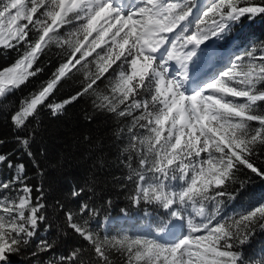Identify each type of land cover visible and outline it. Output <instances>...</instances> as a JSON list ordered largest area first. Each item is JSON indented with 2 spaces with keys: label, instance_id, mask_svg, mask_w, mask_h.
Returning a JSON list of instances; mask_svg holds the SVG:
<instances>
[{
  "label": "snow or ice",
  "instance_id": "obj_1",
  "mask_svg": "<svg viewBox=\"0 0 264 264\" xmlns=\"http://www.w3.org/2000/svg\"><path fill=\"white\" fill-rule=\"evenodd\" d=\"M256 24L264 0H0V55L15 53L0 68V97L44 72L42 57H59L10 117L27 155L42 109L57 116L87 97L116 121L122 194L176 221L165 237L111 235L98 219L95 184L74 188L77 208H56L83 243L56 255L54 241L34 240L52 227L43 181L0 154L10 170L0 176V264L29 252L52 253L49 264H264V253L244 251L264 232V198L229 210L248 184L264 182V41L236 44L242 51L207 79L189 74L202 45ZM68 81L74 92L56 102Z\"/></svg>",
  "mask_w": 264,
  "mask_h": 264
},
{
  "label": "trees",
  "instance_id": "obj_2",
  "mask_svg": "<svg viewBox=\"0 0 264 264\" xmlns=\"http://www.w3.org/2000/svg\"><path fill=\"white\" fill-rule=\"evenodd\" d=\"M235 41L245 46L251 41H264V24H256L242 33H236ZM237 50L242 51V49ZM14 59V52L0 55V68L10 65ZM41 59L44 61L42 65L44 72L30 78L26 86H22L14 93L0 97V141H2L0 154H11L10 158L14 162L24 163L32 182L39 184L43 181L47 189L46 196L52 227L47 231L41 228L34 240L45 238L54 241L57 245L56 255L63 254L66 249L83 243L79 236L63 226V212L56 208V201H60L65 206V210H75L79 198L72 196V190L84 186L91 187L93 184H95L96 192L94 199L97 200L101 210L98 219L101 222L109 219L116 220L115 224L108 229L111 235L121 231L130 234L137 227L138 235L144 236L146 232L142 227L146 224L156 231L172 222L174 219L161 209L155 211L151 207L141 209L132 205L127 196L122 194L125 192L121 186L125 170L117 160L118 141L113 135L117 128L116 121L109 115L95 111L87 97L67 105L62 114L57 116L51 115L48 109H42L32 124L37 131L28 149L33 157L27 155L16 140V131L10 117L17 109L20 100L48 79L59 57L54 51L49 57ZM74 89L75 84L72 81L62 82V86H58L52 99L56 102L62 101L73 93ZM85 135L89 137L90 143L83 140ZM33 158L40 166L42 177L37 175ZM9 171L0 164V176L8 174ZM245 191L247 195L243 199L238 197L229 205V210L246 204L249 200L264 198V182L254 181L247 185ZM107 200L112 201L111 205L105 203ZM149 209L153 212L154 218L146 223L144 214ZM124 214L134 218V221L131 222L127 218L121 221ZM244 251L246 255L259 259L264 253V232L257 231L244 246ZM52 258V253H38L37 257H32L29 252L24 257H16L15 264H29V262L48 264Z\"/></svg>",
  "mask_w": 264,
  "mask_h": 264
},
{
  "label": "rangeland",
  "instance_id": "obj_3",
  "mask_svg": "<svg viewBox=\"0 0 264 264\" xmlns=\"http://www.w3.org/2000/svg\"><path fill=\"white\" fill-rule=\"evenodd\" d=\"M199 2H200V0H197V3H199ZM235 36H236V33L234 32L230 37H227L224 40H218V41H215L214 43L212 41H209V42H207L208 43L207 48H205L202 45L201 47L203 48V51L197 52L198 59L194 62V66H196V67L198 66V68H199V67H202L204 64H206L208 61L212 60V62L214 61L216 63H219V65L222 62L223 64L220 65V69H221L229 61L230 58H233L234 53H238L239 51H241V50H237V48H236V44H238V43L235 41ZM161 210H162V212H165V210H163V209H161ZM136 217H138V216H136ZM126 218L129 219L131 222L134 221V218H130L126 214H124L120 220L123 221ZM144 218L146 220V223L150 219L153 220L154 214L151 211V209H149V211H147L144 214ZM137 219L138 218H136V220ZM139 220H141L140 217H139ZM115 222H116V220H113V219H109V220H105V221L101 222V227H102L103 231L109 233V230H108L109 227L114 225ZM175 223H176L175 220H173L172 222H169L168 224L165 225L164 228H162L163 231H161V230L155 231L152 227H149L146 224L145 226L142 227L143 230L146 232V235H144V236H148L149 238L163 237L164 234H167L172 230L173 225ZM134 230L135 231L133 233H130V234L127 233L126 231H121L119 233H116L115 235L127 234L130 236H140V235H138L137 227ZM114 232H115V230H114Z\"/></svg>",
  "mask_w": 264,
  "mask_h": 264
},
{
  "label": "bare ground",
  "instance_id": "obj_4",
  "mask_svg": "<svg viewBox=\"0 0 264 264\" xmlns=\"http://www.w3.org/2000/svg\"><path fill=\"white\" fill-rule=\"evenodd\" d=\"M223 63L221 62L220 65ZM219 63L212 62V60L208 61L206 64H204L202 67L194 66V63L189 65V74L193 81L198 79H207L208 76L214 74L220 69ZM168 234V233H167ZM167 234H164L163 237L167 236Z\"/></svg>",
  "mask_w": 264,
  "mask_h": 264
}]
</instances>
